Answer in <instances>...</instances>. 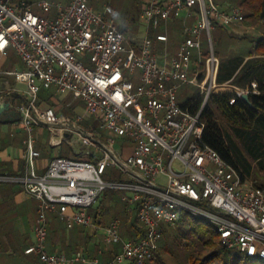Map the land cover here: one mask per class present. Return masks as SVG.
Wrapping results in <instances>:
<instances>
[{
	"label": "built area",
	"instance_id": "1",
	"mask_svg": "<svg viewBox=\"0 0 264 264\" xmlns=\"http://www.w3.org/2000/svg\"><path fill=\"white\" fill-rule=\"evenodd\" d=\"M141 3L146 33L136 44L109 16V4L99 10L89 0L68 4L40 0L44 12L56 11L52 18L36 13L28 1L0 0V52L6 55L13 47L26 65V70L8 74L26 83L28 98L17 103L0 96V102L9 101L19 112L28 132L29 164L26 175L0 176V181H16L39 200L34 240L25 253L36 255L43 264H147L159 250L162 224L176 227L188 213L214 223L222 246L264 260V187L244 180L203 140V109L223 87L213 33L219 25L243 24L244 9L215 0ZM177 19L183 20L178 49L158 52L151 32L156 31V40L168 42L169 23ZM184 84L201 89L203 102L196 113L179 102ZM41 88H55L65 108L73 112L42 107ZM80 99L84 113L76 106ZM89 115L107 131L105 139L84 125ZM39 127L50 128L54 146L65 140L72 143L68 133L96 151L80 159L54 158L39 174L36 160L41 152L35 146ZM120 138L126 141L120 144ZM108 167L118 168L128 181H106ZM161 176L166 183L159 182ZM108 188L124 191L123 211L136 209L145 227L138 241L122 235L121 213L106 226L95 222L90 209ZM49 212L57 213L68 229L81 225L102 230L104 243L120 244V251L107 263L90 259L85 250L72 257L50 252Z\"/></svg>",
	"mask_w": 264,
	"mask_h": 264
},
{
	"label": "trees",
	"instance_id": "2",
	"mask_svg": "<svg viewBox=\"0 0 264 264\" xmlns=\"http://www.w3.org/2000/svg\"><path fill=\"white\" fill-rule=\"evenodd\" d=\"M131 2V6H123L122 0H119L115 5L117 9H123L121 14L125 27L122 29L125 32L130 29L142 10L139 1ZM239 2V6L245 12L244 22L248 25H255L264 20V0H239ZM215 30L219 32L217 38L213 33L215 51L221 59L218 81L220 84H230L246 90L249 93V100L237 92L220 90L213 93L202 112L205 122L203 140L233 165L244 180L264 187V32L260 36L249 34L239 36L223 25H219ZM233 47L239 49L234 50ZM253 84L256 86L254 87ZM232 99H235L233 103H231ZM202 102L203 97L199 95L195 99H189L184 106L190 105V110L196 113ZM107 181L127 182L128 178L119 170L115 179L110 177ZM2 183L0 182V185ZM123 193L124 191L119 189H106L100 206L94 211V219L95 222L106 225L111 218L121 213L122 235L138 241L144 236L145 227L138 220L136 209L123 211L126 205ZM15 218V213L9 218L0 217V248L7 247L1 236L4 234L9 238L8 244L20 259V264H40L39 258L20 249V244L26 242L27 238L19 233L14 223ZM184 218L189 222L187 227H183L185 232L192 233L198 239L200 246L214 247L216 245L214 237L220 241L218 230L210 227L206 220L188 213L183 214L182 220ZM181 221L178 224L181 225ZM183 246L188 249L187 245L183 244ZM220 248L224 253L229 249L224 246ZM158 253L159 250L155 257ZM245 256V260H237L236 264H257L253 262L254 258L246 254ZM213 257L191 254L190 262L211 264ZM256 260L258 264H264V260L258 258Z\"/></svg>",
	"mask_w": 264,
	"mask_h": 264
},
{
	"label": "crops",
	"instance_id": "3",
	"mask_svg": "<svg viewBox=\"0 0 264 264\" xmlns=\"http://www.w3.org/2000/svg\"><path fill=\"white\" fill-rule=\"evenodd\" d=\"M168 30V42L156 40V31L150 34L155 39V47L158 52L162 53L166 48L170 53L176 52L182 40L183 20L171 21ZM15 54L18 53L13 47L9 48L6 55L0 52V96L5 94L7 99L20 103L28 98V87L26 83L18 82L14 75L8 73L15 70H26V65L20 56ZM222 85L226 86V84ZM11 88H16V91L11 90ZM39 103L42 107L54 106L60 112H70L69 109L65 108L62 99L56 94L55 88H41ZM35 134V146L41 152V156L36 160V171L42 174L54 158L67 157L52 154V150L65 144L70 146L72 143L65 140L60 146L52 145L50 141L52 133L48 127L37 128ZM66 137L70 139L71 135L67 133ZM27 138L28 132L20 121V115L19 117L0 116V176L22 177L28 173ZM0 182H3L0 185V217L9 218L10 215L15 213V226L19 233L27 238L26 242L20 244V249L25 251L34 240V227L39 214V200L30 196L22 185L16 181ZM92 213L94 215V212ZM100 225L106 226L107 224ZM48 228L50 234L48 235L47 247L50 252H63L72 257L78 251L85 250L90 259L99 258L102 263H107L121 249L120 244L106 245L103 241L104 232L102 230L95 232L91 228L81 225L68 229L65 222L55 212L48 213ZM1 236L4 245H7V247L0 248V264H20V259L16 257L13 248L8 244L9 238L4 234ZM100 250H103V252L101 253ZM33 256L37 257L36 255ZM40 264H43L41 260Z\"/></svg>",
	"mask_w": 264,
	"mask_h": 264
},
{
	"label": "rangeland",
	"instance_id": "4",
	"mask_svg": "<svg viewBox=\"0 0 264 264\" xmlns=\"http://www.w3.org/2000/svg\"><path fill=\"white\" fill-rule=\"evenodd\" d=\"M28 1L33 5V10L41 15L44 16H50L52 18L56 17V11L53 10L52 12H44L42 8L39 6L40 0H25ZM55 2H60L63 4H68L72 0H52ZM119 0H89V3L96 9L104 10L109 4V10L108 14L109 16L115 18L117 23L121 28L125 27V23L123 21L122 17V11L123 9L115 7L117 5ZM134 0H122L123 6H131ZM136 1V0H135ZM139 1V0H137ZM217 3L221 5H227V4H236L240 5L239 0H215ZM131 2V3H130ZM140 5L142 8V3L140 0ZM230 30L235 33L236 35L243 36L244 34L254 35V36H260L264 32V20L261 21V23L255 24V25H248L246 22H244L241 25H234L229 27ZM127 35L130 38H133V41L136 44H141L145 38L146 33V27L140 20V16H136L135 21L130 26V29L126 32ZM218 31L214 30V37L217 38ZM233 49H239L238 47H233ZM160 52V51H159ZM15 53V52H14ZM161 53V52H160ZM16 56L18 54H15ZM20 59V58H19ZM161 59V58H160ZM162 60V59H161ZM222 90H228L231 92H243L244 90L241 88H237L235 86H231L229 84H226V86L221 87ZM245 92H247L245 90ZM201 95V89L194 85V84H184L179 93V102L184 104L189 99H195L198 96ZM76 106L78 107L79 111L81 113H84V102L80 99L76 102ZM70 110V109H69ZM73 111L70 110L69 113ZM89 120L84 122V125L87 127H90L92 129L95 128V132L98 134H101L103 139H105L107 131L100 128V122L97 121L93 116H87ZM47 138V136H46ZM72 139V145L69 146V144H65L62 147H59L55 150H52V154H60L65 155L72 159H80L88 157L90 154H93L96 149L91 146H87L82 140H77L78 136L71 135ZM125 139H119V143L122 144L125 142ZM119 144V145H120ZM101 155V154H100ZM117 173H119V169L115 167H108L106 173L103 175V178L107 181L110 177L116 178ZM159 182L162 184L166 183V179L161 176L159 177ZM112 190V188H111ZM104 198V193L99 199V202L96 206H93L90 211L94 212L97 210V208L100 206L101 201ZM206 223L214 228H216V225L208 220H206ZM189 225V222L184 218L181 221V225L177 224L176 227H171L167 224H162L161 230L163 232V237L160 242V249L158 255L151 261H148L147 264H191L190 262V255L196 254L197 256L201 255H210L213 257V262L211 264H236L237 260L246 259L245 253L240 251L237 248H229L228 252L224 253L221 251L220 246L221 243L218 241L217 237H214V241L216 245L214 247L209 246H200V243L198 239L190 232L184 230L183 227H187ZM183 244L185 246L187 245V248H184ZM254 263H259L256 258L253 260Z\"/></svg>",
	"mask_w": 264,
	"mask_h": 264
},
{
	"label": "water",
	"instance_id": "5",
	"mask_svg": "<svg viewBox=\"0 0 264 264\" xmlns=\"http://www.w3.org/2000/svg\"><path fill=\"white\" fill-rule=\"evenodd\" d=\"M241 96L249 100L248 92H241ZM0 116H16L19 117V112L11 106L9 101L0 102ZM13 120V119H12Z\"/></svg>",
	"mask_w": 264,
	"mask_h": 264
}]
</instances>
